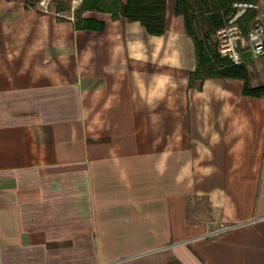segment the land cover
I'll list each match as a JSON object with an SVG mask.
<instances>
[{
	"label": "crops",
	"instance_id": "0c3cea01",
	"mask_svg": "<svg viewBox=\"0 0 264 264\" xmlns=\"http://www.w3.org/2000/svg\"><path fill=\"white\" fill-rule=\"evenodd\" d=\"M173 1L160 35L93 10L0 33V264H264V95L188 86Z\"/></svg>",
	"mask_w": 264,
	"mask_h": 264
},
{
	"label": "trees",
	"instance_id": "16d2710c",
	"mask_svg": "<svg viewBox=\"0 0 264 264\" xmlns=\"http://www.w3.org/2000/svg\"><path fill=\"white\" fill-rule=\"evenodd\" d=\"M234 0H174L173 11L182 15L184 30L194 45L196 64L190 72L188 86L201 84L203 79L212 76L239 78L243 80L242 93L245 95H264V83L251 85L248 79L246 60L233 63L221 56L215 40H211L216 29L230 17ZM253 1V0H250ZM62 8H58L61 10ZM86 10L110 13L112 18L124 17L138 21L149 34L160 35L166 30V0H80L73 10L74 27L77 29L102 30L104 22L83 17ZM254 14L248 11L240 20L243 31L247 21ZM61 18V17H60Z\"/></svg>",
	"mask_w": 264,
	"mask_h": 264
},
{
	"label": "built area",
	"instance_id": "2783aa9c",
	"mask_svg": "<svg viewBox=\"0 0 264 264\" xmlns=\"http://www.w3.org/2000/svg\"><path fill=\"white\" fill-rule=\"evenodd\" d=\"M228 20L214 33L218 53L233 63L264 58V0H234ZM248 11L254 14L243 31L240 20Z\"/></svg>",
	"mask_w": 264,
	"mask_h": 264
},
{
	"label": "rangeland",
	"instance_id": "374dc122",
	"mask_svg": "<svg viewBox=\"0 0 264 264\" xmlns=\"http://www.w3.org/2000/svg\"><path fill=\"white\" fill-rule=\"evenodd\" d=\"M172 1L169 0V3ZM79 3L80 0H0V33L28 32V17L30 16L35 18L42 14H50L58 18L73 17V10ZM60 7L62 9L58 10ZM211 40H214V35L211 36ZM245 65L249 81L264 82V58H250L246 60ZM114 102H119V100H114ZM143 105L147 118L152 114L153 100H143ZM136 108V105L130 104V114ZM113 122L116 123V121Z\"/></svg>",
	"mask_w": 264,
	"mask_h": 264
}]
</instances>
